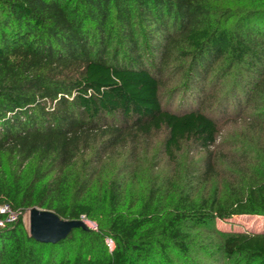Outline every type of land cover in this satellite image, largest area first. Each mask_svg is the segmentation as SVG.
<instances>
[{"label":"trees","instance_id":"1","mask_svg":"<svg viewBox=\"0 0 264 264\" xmlns=\"http://www.w3.org/2000/svg\"><path fill=\"white\" fill-rule=\"evenodd\" d=\"M180 44L198 91L224 60L247 65L264 87V10H221L212 0H0V204L18 215L0 227V264H152L157 255L175 264L174 252L191 264L200 256L264 264L263 233L199 234L217 220L264 216V179L226 202L197 198L215 172L218 123L200 109L165 108L161 71L147 61L153 53L165 60ZM161 131L175 166L185 144L206 154L187 185L168 179L127 210L115 182L98 202L89 199L97 172L83 182L81 158L93 146L102 162L129 139ZM34 208L69 221L85 214L98 232L76 229L57 244L39 243L23 223ZM76 231L104 251L59 258L57 246Z\"/></svg>","mask_w":264,"mask_h":264},{"label":"rangeland","instance_id":"2","mask_svg":"<svg viewBox=\"0 0 264 264\" xmlns=\"http://www.w3.org/2000/svg\"><path fill=\"white\" fill-rule=\"evenodd\" d=\"M213 5L221 10L260 9L264 10V2L253 0H212ZM237 12V11H235ZM186 50L184 44L176 45L165 60L160 54L148 55L150 67L161 71L163 87L161 99L165 108L172 112L200 109L213 117L219 126V141L214 152L215 172L205 185L197 186V198L211 200L217 196L222 202L229 201L235 194L247 186L253 179H264V87L257 88L258 76L245 69L247 65L230 67L224 60L211 70L209 77L201 80L200 89H195L192 78L188 76L190 61L182 55ZM159 56V57H156ZM252 80L251 91L243 88ZM166 132L153 133L148 137L140 136L128 140V144L119 147L107 155L102 162L95 156L99 145L93 146L91 152L81 158V180L87 182L90 174L96 169L97 175L91 182L90 200L100 198L112 182L122 186L124 209L137 207L142 198L162 182L171 179L181 184L188 183L189 174L195 169H202L206 162V154L194 145L185 144L178 156L179 165L171 163L164 151ZM182 180V181H181ZM187 185V184H186ZM72 209L68 210L71 211ZM74 211H76L74 209ZM64 221H69L62 218ZM87 228L98 232L97 221L82 215L80 218ZM23 223L30 233V212L23 215ZM1 228H5L0 225ZM202 238L228 234H264V216L245 215L233 217L228 221L215 222L213 229L199 230ZM215 232V233H214ZM64 244L57 246L59 258L74 255L78 252L92 253L104 251L99 242H93L81 231L72 234ZM106 248L111 250L109 245ZM114 247V246H113ZM200 255H196L199 258ZM175 264H191L172 254ZM199 264H245L240 259L222 261L208 260L200 256ZM152 264H166L160 255Z\"/></svg>","mask_w":264,"mask_h":264},{"label":"water","instance_id":"3","mask_svg":"<svg viewBox=\"0 0 264 264\" xmlns=\"http://www.w3.org/2000/svg\"><path fill=\"white\" fill-rule=\"evenodd\" d=\"M30 235L42 244H57L66 240L73 230L89 228L82 221H64L57 214L34 208L30 211Z\"/></svg>","mask_w":264,"mask_h":264},{"label":"built area","instance_id":"4","mask_svg":"<svg viewBox=\"0 0 264 264\" xmlns=\"http://www.w3.org/2000/svg\"><path fill=\"white\" fill-rule=\"evenodd\" d=\"M0 215L6 217L5 222H0V225H3L4 227L6 224H11L18 220V215L11 210L9 205L6 204H0ZM107 244L113 249L114 243L112 240H107Z\"/></svg>","mask_w":264,"mask_h":264}]
</instances>
